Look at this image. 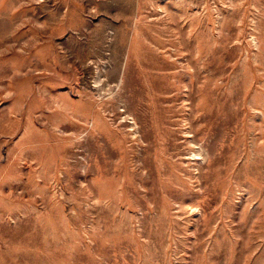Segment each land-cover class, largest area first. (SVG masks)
Masks as SVG:
<instances>
[{
  "label": "rangeland",
  "instance_id": "1",
  "mask_svg": "<svg viewBox=\"0 0 264 264\" xmlns=\"http://www.w3.org/2000/svg\"><path fill=\"white\" fill-rule=\"evenodd\" d=\"M0 264H264V0H0Z\"/></svg>",
  "mask_w": 264,
  "mask_h": 264
}]
</instances>
